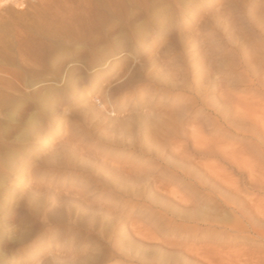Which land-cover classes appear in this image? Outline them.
Segmentation results:
<instances>
[{
  "label": "rangeland",
  "instance_id": "obj_1",
  "mask_svg": "<svg viewBox=\"0 0 264 264\" xmlns=\"http://www.w3.org/2000/svg\"><path fill=\"white\" fill-rule=\"evenodd\" d=\"M1 1L0 264H264V211L258 214L264 188H252L248 173L264 172V0ZM39 34L55 48L64 40L69 55L49 70L36 63L45 68L33 76V36ZM93 49L109 54L86 67ZM75 60L90 80L67 88L65 103L39 138L43 150L27 154L19 173L3 169L5 151L16 143L14 128L31 112L17 101L33 89H56V77ZM25 82L36 85L26 89ZM108 96L116 106L108 107L111 114L95 102ZM147 117L177 120L158 158L144 140ZM119 124L125 150L114 154H125L132 173L125 174L120 206L99 219L53 211L45 221L32 220L19 198L36 170L33 160L50 156L56 144L62 149L66 135L78 137V145L107 139L100 151L108 150L110 140L123 137ZM237 163L251 164H239L238 171ZM220 172L234 180L239 195L211 177Z\"/></svg>",
  "mask_w": 264,
  "mask_h": 264
},
{
  "label": "bare ground",
  "instance_id": "obj_2",
  "mask_svg": "<svg viewBox=\"0 0 264 264\" xmlns=\"http://www.w3.org/2000/svg\"><path fill=\"white\" fill-rule=\"evenodd\" d=\"M13 1L15 2L16 0H13ZM62 21H64V20H62ZM86 23L87 22H85L84 24H86ZM157 28H158V26H157ZM45 36L46 35H43V34L33 36V40L35 42V49L33 50V55L35 56L34 57L35 59L33 60V63L30 64L31 68L29 69L30 70L29 74H31V75H33L34 73L38 74L39 71L42 73V69L44 71V68H45L44 66H46V65H47L46 69L49 70V68L52 65L60 63L61 61H64V59H66V57H68V55H69L68 50L63 48V45L65 44L64 40H60L62 47L55 48V46L52 47L51 44L48 43V40L46 41L47 38H45ZM48 39L50 40V37H48ZM66 44H67V42H66ZM88 53H89L88 58H90V59L88 60V63H85L86 67H87V65H88V67H93L95 65V62H94L95 59H93V57L99 56L100 59L97 60L99 63V62L105 60V57H107L109 54V53L107 54L106 51H100V50L98 51L97 49H93L90 52L88 51ZM88 53H87V55H88ZM76 55H77L76 53L73 54L72 60L75 59L74 57H77ZM249 56H251V55H249ZM40 62H43L45 64L43 66L44 68L38 67L36 65V63L39 64ZM74 63L75 64H73V66H70L68 70L60 72V74L56 77V81L59 84L56 89L49 90L44 94H42V93L40 94L37 89H33L29 93L23 92V93H25V94H23L24 96H22L21 99H19L17 101L19 103L18 108L26 107L31 112H29L27 117H25V120L23 122H21V124H20L22 126L21 128H19L18 126L15 127V125H14L15 131H17L16 135H13L16 143L15 144L12 143V145L9 144V145H11L10 148L8 149L9 151L4 150L5 152H7V153L10 152V153L8 154L7 158L2 159L3 161L1 162V166L3 167V169L10 168V170L12 172L14 170L16 172L21 171L23 166L21 165L20 162L22 161L23 158H26V156H28L27 154L33 152L34 150H36V152H40L43 150V148H44L43 145H45V142L40 143L39 138H41L42 134L44 133V130L47 129V126L53 124L54 119H52V117L54 118V116H55L54 113L56 112V109L61 107L65 103V98H66L65 95L67 94V88L69 86H75L81 82H84L85 84L88 83L91 76H88V75L83 73L82 69H84V67L81 66V65H83V63L80 62V60H78V61L75 60ZM106 64H108V62ZM32 66H34V67H32ZM108 66H109V64H108ZM27 70L28 69H26V71ZM78 73H80V75H77ZM164 73H166V72H164ZM160 75H162V74H160ZM163 75H165V74H163ZM174 82H175V80H174ZM35 85L36 84L32 83V82H25V84H23L22 86H24L26 89H28V88L34 87ZM17 88H16V90H17ZM20 96H21V93H20ZM107 98L108 99L104 101V99H101L100 97H98L95 99V102L97 104H99L100 108H102L101 110H106L107 113L111 114V110H109L108 107H111L113 109L116 106L114 103L112 104L110 102L111 101L110 96H108ZM8 99H9V97L7 98V100ZM7 100H4V101L2 100L3 104H5V105L11 104V102L8 103ZM92 105H94V104H92ZM108 105H110V106H108ZM90 106H91V104H90ZM14 107H16V106H14ZM94 108H96V105ZM243 108L244 107L240 108V110ZM76 110H78V109H76ZM90 110L91 109H87L86 111H90ZM244 110H246V109L244 108ZM14 112H16V110L14 108L8 110V113L11 114L10 118H12V121H13V115L12 114ZM82 112H81V114H82ZM90 112H89V115H90ZM100 112L101 111H99V113ZM71 113H72V116L73 115L77 116V111L74 113L73 112H71ZM71 113H70V115H71ZM86 113H88V112H86ZM93 114L95 116L96 113H93ZM105 115H106V112H105ZM61 116H63V115H60V116L57 115V120H58V117L60 120ZM79 116H80V114H79ZM153 117H154V115H153ZM155 117L160 118L159 116H155ZM238 117H239V114H238ZM77 118H79V117H77ZM92 118L95 119V117H92ZM92 118H91V120H92ZM117 118L118 117H116V119ZM148 118L149 117H147V119L144 118L146 120L142 123L143 125H141V127H144L145 129H147L149 131V133L145 134V138L144 137L143 138H144V140L146 139V142L148 144H151L149 146L154 147V149H155L154 151H156L155 152L156 154L153 153V155L155 154L154 157L158 158V157H160V154H161L160 153L161 151H158V150H160V148L162 146L161 141H165L163 143H167V141L169 142L171 137H173L172 135H173V132L175 131L174 129L177 126L174 124V122H172L174 119H171V118H166V120L164 119L165 121H168L169 123L168 122L164 123V120H163V122L157 121L156 119H158V118H156L155 120H152L153 119L152 117H150L152 119H148ZM175 118H177V117H175ZM105 119H104V121H106ZM170 119H171V121H169ZM109 120H107V121H109ZM112 120H114V119H112ZM121 121H122V119H121ZM174 121L177 122L176 119ZM6 122H8V121H6ZM82 122H84V120ZM121 124H119V125H121ZM176 124H178V123H176ZM5 125H6V123H5ZM17 125H19V124H17ZM2 126H4V125L2 124ZM138 126H136V127H138ZM10 127H12V125ZM10 127H8V128H10ZM124 127H123V130H122V125L119 128L120 130H122V133H121V131H120V133L123 137H121V139L115 138L113 140H110L109 141L110 147H107V149L109 148L108 150L104 149L103 151H100L102 148L101 146L104 145L103 143L107 139L106 140L103 139L104 141L102 140L101 143H97L96 140L94 142V140H93V142H89V143L86 142L85 145H83V144L78 145L79 142H77L78 144H76L77 139H79L78 137L73 138V136H71V135H66V137L64 139L65 141L64 142L62 141L63 142V145H62L63 148L62 149L57 148V147H59V145L56 146L57 144L54 145L55 147L52 146L54 148V150H51L52 151L51 155L49 156V154H50L49 153L48 157H46L44 159L43 158L39 159L37 162V163H39L38 166L36 165L37 163L34 162L36 160L34 158L35 160H33V164H35L36 170L33 174H30L29 177H27L28 178L27 188H25L24 190L21 191L20 198H19V205H21V207L24 208V210L31 217V219L32 220L33 219H41V220L45 221L46 218L49 217L48 215L53 211H56V212L59 211V212L67 214L68 216L73 214L75 218H79V217H83V216H89V217H92L94 219L97 218V215L99 213H100V215H101V213H102V215H104L106 213L111 214V212H114V210H116L117 207L120 206V202L118 200H120V198H122L121 200L125 199V174L126 175L130 174L128 172L130 168L129 167L127 168L125 166V154L120 155V156L114 154L117 149H124L125 150V133L126 132H125ZM117 129H118V127H117ZM130 130L131 129H129L127 131L130 132ZM148 131H146V132H148ZM113 132L115 133L116 129ZM129 132H128V134H129ZM131 132H132V130H131ZM175 132H177V131H175ZM120 133H118V134H120ZM13 134H15V133H13ZM112 137H113V135H112ZM157 138H158V140H157ZM12 141H13V139H12ZM141 143H143V142H141ZM106 146H107V144H106ZM143 146H145V144ZM146 146H148V145L146 144ZM1 147H2V145H1ZM165 147H167V146H165ZM172 147H174V145ZM55 148H57V151H58L57 153L56 152L54 153V151H56ZM71 148H73V149H71ZM169 148H171V147H169ZM184 153H185L184 155L186 157H188V155H186L187 153L186 152H184ZM182 154H183V152H182ZM239 164H241V165L243 164L245 166V164L250 165L251 163H237V165H239ZM253 165L254 164H252V166ZM256 165L259 168V165L258 164H256ZM240 167H242V166H240V165L238 166V171H239ZM133 168H135V167L133 166ZM245 168H247V167H245ZM135 169H133V170H135ZM249 169L250 168H247L246 170L249 171ZM260 170H255V171H259V172H257V173H260L258 175L257 174L255 175L256 172L255 173L253 172V168H251L250 171L248 172L249 176H250L249 182H250V185L252 188H257V189H258V187L261 189L264 188V172L261 174V172L263 170H261V172H260ZM54 172L58 173L57 176L54 178V180L48 182V179L50 178V176L53 175ZM222 173L223 172H220L217 174L213 173V175L211 176V174H210V176L213 179H215V181H217L219 184L222 183L221 185L224 187L223 189L227 193H230L232 195H239L238 193L240 190H238V188H235L236 187L235 185L231 184L232 182H234V180L229 178L230 179L229 181H231V182H229L228 180H226L225 178H223L221 176ZM244 192H246V191H244ZM243 194H245V193H243ZM253 203H255V202H253ZM253 203H251V204H253ZM124 204H125V202H124ZM255 204H253V205H255ZM253 205H251V206H253ZM257 205H258V203H257ZM259 205H261V204H259ZM258 207L261 211H259V213L258 212L257 213L260 214L264 211L262 209V208H264V206L263 207L258 206ZM242 212H244V211H242ZM242 212H241V214H242ZM246 212H247V210H246ZM244 214H246V213H244ZM247 214L250 215L251 212H248ZM261 215L264 216V214H261ZM25 216H26V214H25ZM101 217H102V219H104L103 216H101ZM23 218H27V217L23 216ZM250 218H252V217L250 216ZM250 218H249V220H250ZM97 219H99V218H97ZM260 219H259V221H260V223H262L260 227H262V225H264V217H263V220H260ZM249 220H248V222H251ZM259 221H258V223H259ZM252 225L254 226L253 223H252ZM255 226H259V224H256ZM252 228L254 229V227H252ZM255 229H257V227ZM262 229H260L259 231H261ZM256 231H255V233H256ZM262 231H264V230H262ZM136 234L141 236V237L145 236V235H141V232L135 233V235ZM259 235H261V234L259 233ZM144 238H147V237L145 236ZM190 252H191V250H190ZM255 253L256 252H254V254ZM258 253L260 254L261 252H258ZM260 255L264 256V254H260ZM254 258H256V257H254ZM258 260H256V261H258ZM209 263H211V262H209ZM246 263L247 262H244V264H246ZM212 264H215V263H212ZM249 264H251V263H249Z\"/></svg>",
  "mask_w": 264,
  "mask_h": 264
}]
</instances>
